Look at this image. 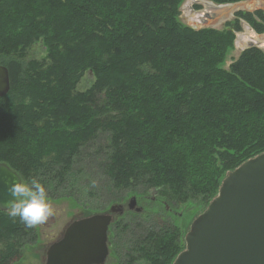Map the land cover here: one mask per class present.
<instances>
[{"label": "trees", "instance_id": "1", "mask_svg": "<svg viewBox=\"0 0 264 264\" xmlns=\"http://www.w3.org/2000/svg\"><path fill=\"white\" fill-rule=\"evenodd\" d=\"M183 1L0 0V65L11 78L0 163L23 182L65 187L100 143L116 191L209 207L228 173L264 154V51L247 49L223 68L242 22L264 34V14L195 30L179 21ZM38 44L43 61L29 59ZM87 75L94 82L80 91ZM27 229L0 211V264L20 257ZM136 241L147 264H171L182 251L173 224Z\"/></svg>", "mask_w": 264, "mask_h": 264}, {"label": "rangeland", "instance_id": "2", "mask_svg": "<svg viewBox=\"0 0 264 264\" xmlns=\"http://www.w3.org/2000/svg\"><path fill=\"white\" fill-rule=\"evenodd\" d=\"M240 3L241 5L221 7L209 0H184L180 7L179 21L193 29L223 30L228 23L235 22V15L239 12L254 14L259 11L264 14V0H245ZM197 17H202L200 22H196ZM248 33H254L260 39L264 38V34L259 35L249 28L242 27V32L236 35L233 49L229 52L223 66L225 70H229L234 60L248 48V46L242 47L239 43V37ZM255 45L264 51L261 41ZM30 58L38 61L45 59V53L40 44L31 50ZM93 80L87 75L79 86V90H85ZM96 145L85 150L77 159L73 178L67 186L46 188L50 199V213L45 220L33 227L32 233L22 240L21 255L12 264H46L47 251L61 240L72 220L82 218L87 212L102 214L113 205H126L132 197L137 198L138 207L143 208L144 212L138 215L127 211L117 224H113L110 240L111 254L107 264H147L140 255H135L134 248L136 249L137 246L136 240L140 237L145 238L153 225H161L165 228L173 224L179 227L182 248L180 255L186 250V237L193 223L206 212L208 207L188 205L176 209L164 202H152V199L157 196L152 190L147 194L135 195L116 191L112 181L106 175L104 168L106 160L97 155L100 147ZM3 250L4 246L0 244V251ZM178 257L171 264H175Z\"/></svg>", "mask_w": 264, "mask_h": 264}, {"label": "water", "instance_id": "3", "mask_svg": "<svg viewBox=\"0 0 264 264\" xmlns=\"http://www.w3.org/2000/svg\"><path fill=\"white\" fill-rule=\"evenodd\" d=\"M235 5L241 3L221 7ZM242 27L252 30L245 22ZM254 47L250 44L245 50ZM10 91L9 69L0 65V99ZM22 181L17 172L0 163L1 212L8 213L13 199L8 188ZM127 211L144 212L132 197L126 205H113L106 213L73 222L62 240L47 251L46 264H107L109 229ZM186 243L175 264H264V154L228 173L219 195L193 223Z\"/></svg>", "mask_w": 264, "mask_h": 264}, {"label": "clouds", "instance_id": "4", "mask_svg": "<svg viewBox=\"0 0 264 264\" xmlns=\"http://www.w3.org/2000/svg\"><path fill=\"white\" fill-rule=\"evenodd\" d=\"M13 199L9 200L7 212L19 217L27 227L41 223L50 213V199L46 188L36 180L14 183L8 188Z\"/></svg>", "mask_w": 264, "mask_h": 264}, {"label": "bare ground", "instance_id": "5", "mask_svg": "<svg viewBox=\"0 0 264 264\" xmlns=\"http://www.w3.org/2000/svg\"><path fill=\"white\" fill-rule=\"evenodd\" d=\"M201 18L202 17H197L196 18L197 19L196 22H200ZM239 38H240L239 43L241 44L242 47H247L250 44H254V45L258 44L259 41H261V43H263V45H264V38L260 39L254 33H248L247 35L241 36Z\"/></svg>", "mask_w": 264, "mask_h": 264}, {"label": "flooded vegetation", "instance_id": "6", "mask_svg": "<svg viewBox=\"0 0 264 264\" xmlns=\"http://www.w3.org/2000/svg\"><path fill=\"white\" fill-rule=\"evenodd\" d=\"M155 198H156V197H155ZM155 198L152 199V202H154V203L156 202V199H155ZM138 206H139V203H138ZM106 212H107V211H105V212H103V213H106ZM103 213H102V214H103ZM125 214H126V213H125ZM125 214H124V215H125ZM124 215H123V216H124ZM123 216H122V217H123ZM85 217H86V216L84 215L82 218L74 219V220L71 221V224H72L73 222L78 221V220H81V219H83V218H85ZM122 217H121V218H122ZM121 218L117 219L116 221L120 220ZM115 219H116V216H115ZM116 221H115V222H116ZM71 224H70V225H71ZM113 224H114V223H113ZM113 224L111 225V227H110V229H109V241H108V244H109L110 254H111V242H110V240H111V229H112ZM70 225H69V226H70ZM66 230H67V229H66ZM66 230H65V231H66ZM64 233H65V232H64ZM64 233H63V235H62V237H61V240H62V238H63V236H64ZM61 240H60V241H61ZM109 256H110V255H109Z\"/></svg>", "mask_w": 264, "mask_h": 264}]
</instances>
